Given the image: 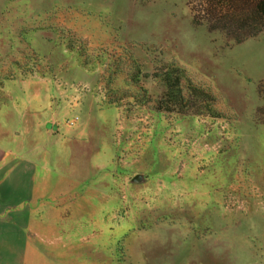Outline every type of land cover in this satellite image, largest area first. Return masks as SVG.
<instances>
[{"label":"rangeland","instance_id":"374dc122","mask_svg":"<svg viewBox=\"0 0 264 264\" xmlns=\"http://www.w3.org/2000/svg\"><path fill=\"white\" fill-rule=\"evenodd\" d=\"M256 3L0 0V125L11 129L1 140L23 146L17 117L36 100L64 139L34 216L15 219L34 230L27 253L48 264H264Z\"/></svg>","mask_w":264,"mask_h":264},{"label":"crops","instance_id":"0c3cea01","mask_svg":"<svg viewBox=\"0 0 264 264\" xmlns=\"http://www.w3.org/2000/svg\"><path fill=\"white\" fill-rule=\"evenodd\" d=\"M49 106L46 100H36L27 107L26 115L17 117L16 128L22 134L21 137L20 134L14 137L23 139V146H18V140L15 141V145L11 141L5 143V140H1L11 137V133L4 134L6 130L11 129L7 120H3L5 124L0 125V264L49 263L47 259L33 258L31 252H26L34 248L31 236L29 238L26 236L34 230L28 224L21 225L15 221L17 217L34 216L31 213L32 201L38 198L33 196L38 194L42 196V192L44 194L46 190L44 187L49 184L50 179L47 178L46 172L57 168L58 160L63 161V157L65 158L63 147H60V153L56 149L62 145L64 139L62 141L57 134L60 125L49 116ZM47 123L55 125L56 130L46 129ZM78 136L80 137L79 132ZM71 140V137L65 139L69 149H72L71 146L74 144ZM73 153L69 152L67 155L70 154L72 158ZM51 175L53 176L52 173ZM17 202H23L22 209L17 208ZM9 218L14 220L9 222ZM46 244L44 245L48 248ZM63 263L61 260L51 264Z\"/></svg>","mask_w":264,"mask_h":264},{"label":"trees","instance_id":"16d2710c","mask_svg":"<svg viewBox=\"0 0 264 264\" xmlns=\"http://www.w3.org/2000/svg\"><path fill=\"white\" fill-rule=\"evenodd\" d=\"M262 15H264V0H257V3L255 5V10L250 14L251 17H254L255 19H262ZM164 89L167 96H171L172 98L174 96H179V92L175 91V86L173 80L170 76L165 75L163 79Z\"/></svg>","mask_w":264,"mask_h":264},{"label":"water","instance_id":"95a60500","mask_svg":"<svg viewBox=\"0 0 264 264\" xmlns=\"http://www.w3.org/2000/svg\"><path fill=\"white\" fill-rule=\"evenodd\" d=\"M46 129H52L53 131H55V130H56V126H55V125H52V124H50V123H47V124H46ZM133 181H134V182H138V181H139V177H135V178L133 179Z\"/></svg>","mask_w":264,"mask_h":264},{"label":"built area","instance_id":"2783aa9c","mask_svg":"<svg viewBox=\"0 0 264 264\" xmlns=\"http://www.w3.org/2000/svg\"><path fill=\"white\" fill-rule=\"evenodd\" d=\"M78 117L77 116H75V117H73L69 122H68V124L70 125V126H74L77 122H78Z\"/></svg>","mask_w":264,"mask_h":264}]
</instances>
